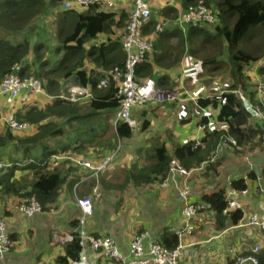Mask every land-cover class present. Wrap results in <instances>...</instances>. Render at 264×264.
<instances>
[{"label":"trees","instance_id":"obj_1","mask_svg":"<svg viewBox=\"0 0 264 264\" xmlns=\"http://www.w3.org/2000/svg\"><path fill=\"white\" fill-rule=\"evenodd\" d=\"M62 1L0 0V31L5 33L16 31L19 25L16 24L19 19L13 20L16 15L22 16L24 12L30 10L32 13L37 10L45 15L53 9V13L56 11L57 16L51 32L59 40H56L59 44L56 45V49L60 47L66 49L62 55L65 59L68 53L78 52L79 54L72 63L66 64L64 61L61 66L57 65L49 69L52 65L49 64V57L46 56L43 59L44 51L47 50L44 49L43 44H46L44 41L30 45L25 39L18 43L2 38L0 33V81L10 72L14 63H21L23 68L18 75H35L42 80L44 90V93L33 97V99L38 97V101L41 100L39 104L29 99L27 103L17 102L14 105H4V108L13 110L17 122L28 123L30 126L20 132H13L5 126V129L0 132V149H12L9 152L13 154H7L11 161L15 162L17 160L15 156L18 154L26 160L20 169L12 167L6 171H0V206L5 204V197L21 198L13 202L17 213L22 203L28 204L30 198H34L41 205L43 212L51 209L57 201L65 177L70 176L73 179L78 168L85 169L76 162L83 159L84 150L101 140L107 129L113 128L111 119L118 106L119 96L115 84L111 82L105 88H98V82L108 69L123 66L125 54L121 50L120 42L125 33L127 14L124 9L129 5L127 4L129 0H124L119 11L104 10L96 4L81 11L57 12L58 3ZM194 1L184 0V5L193 4ZM204 3L215 10L217 21L211 23L214 32L203 28V25H188L186 31L183 32L175 24L176 9L174 6L161 8L158 16L156 15L146 23L142 34L145 39L152 40L153 48L150 55L146 54L137 65L135 79L141 83L145 79L152 78L156 87L167 84L175 86L176 83H169L171 79L164 73L165 68H176L181 58L189 57L192 62L200 61L204 71L202 70L198 75L204 72L210 73L203 79V82L206 80L205 87H210V83L213 84L216 78L211 74L217 71L222 64H226L234 82L222 94L213 93L211 85V88H207L208 92L201 90L202 92L200 91L201 93L199 92L194 100L186 97L184 105L194 110L193 112H198L202 108H207L212 113L215 112L216 127L214 126L212 131L206 130L200 139L202 145H196L194 140L183 144H169L164 139L165 137L170 138L169 133H166L163 138L160 136L159 140L153 138L151 146L148 149L142 148L140 152L139 159L143 162L140 160V163L125 170L127 179L136 185L157 184L164 181L169 175L172 160H175L187 172L181 175L183 179H187L191 171H215L218 165L215 161L216 155L218 156L225 146L235 150L247 143L252 145L259 143V140L253 143L259 128L253 127L251 114L245 110L242 100L234 91L240 87L244 89V82H241L243 65L256 59L252 58L253 56L247 50L240 48L238 43L247 35L250 28L261 26L264 29V0H204ZM159 20L165 23L161 31H156L155 25ZM166 21L170 24L169 27L166 26ZM70 26H73V34L67 30ZM100 34H103L106 39L97 41ZM200 34H204L203 38L197 37L199 38L198 45L192 46L195 42L194 35L200 36ZM43 36L49 38L45 34ZM171 37H176L177 41L173 43L170 40ZM216 39L223 42L224 52L221 50L218 53L213 51V53L205 48L208 47L205 44L214 43ZM86 44L89 48H86ZM203 48L206 52L202 54ZM30 57L32 63L36 64L38 61L35 70L30 69ZM87 63L89 65H86ZM45 64L49 68L42 69L41 66ZM70 77H72L73 85L90 90L92 97L87 98L86 104L79 105V103L59 97L63 94L60 89L63 87L64 91L65 81ZM248 100L253 102L249 98ZM175 103L170 102L166 108L169 107L170 110ZM132 116L137 117L134 112ZM177 120L179 119L175 118V121ZM200 122L206 124L207 119L203 118ZM148 123V120H143L141 131L146 130ZM114 131L119 139L129 138L134 133V129H131L127 123H117ZM228 137L233 138L236 144L233 145L230 140H226ZM54 155L61 158L51 159ZM145 161L147 163H144ZM58 162L63 165L62 167L67 168V173L62 171V168L54 167ZM13 170L30 172L31 179L27 176L16 178ZM250 175L254 177L253 173ZM262 178L264 180V169ZM246 187L243 179L230 183V188L234 190L240 191ZM201 202L221 217V211L227 204L226 193L224 190L210 193V195H205ZM80 213L79 210V215L75 219V228L79 225ZM2 216L7 225L3 214ZM230 218L231 222L236 225L242 218V214L237 211ZM106 235L110 236L108 234L101 236ZM157 240L169 249L177 245V238L172 233H165ZM79 250L78 239L75 235L66 245V255L75 261L78 259ZM256 256L258 264H264V251ZM66 259L65 256H61L57 258V262L67 264ZM107 261L121 264L115 260Z\"/></svg>","mask_w":264,"mask_h":264},{"label":"crops","instance_id":"obj_2","mask_svg":"<svg viewBox=\"0 0 264 264\" xmlns=\"http://www.w3.org/2000/svg\"><path fill=\"white\" fill-rule=\"evenodd\" d=\"M149 2L151 5H159L155 0ZM58 5L60 6V3ZM120 5H116V11L121 10ZM167 6H174L177 10H183L187 5H180L175 0H168L167 4L157 9L159 11ZM125 11L127 14L128 9ZM103 39H106L103 34L97 37V41ZM175 39L176 37H172L171 41ZM263 51V43L261 49L257 52L248 50L250 55L253 56L252 58H258L255 62L259 63L258 66L252 67V71L247 75V84L251 86L250 88H255L259 82L264 81ZM201 67L199 62L198 69ZM248 68L250 67H246V69ZM165 70L166 72L174 71L173 75L177 72L186 76L182 78L183 80L179 79V83L181 86L185 83L191 85V91H186L188 96L190 94H192L190 97L197 96L201 90L203 91L202 85L200 88L198 84H195V79L200 73L199 70L196 76L187 74L182 68L181 71L177 68H165ZM198 78L200 84L205 79L200 76ZM215 82L217 81L215 80ZM217 83L219 84V82ZM205 88V92H208L207 88L211 87ZM211 91L216 93L215 90ZM247 96L255 102L259 111L264 112V98H258L254 89L248 91ZM4 105V101L0 98V117ZM173 105L178 106L176 103ZM183 108L186 110V105ZM191 111L192 109L190 112L183 111L178 115L175 112L163 113L164 120L162 121H157L149 117L148 114L144 115V113L140 118L142 122L144 119L149 121L146 130L156 129L158 132L157 135L151 132L149 134L150 138L157 136L155 140H159L160 136L163 138L166 133H169L171 134L170 138L165 137L164 139L174 144H183L190 140L202 139L205 134L199 128L202 120L200 113L193 112L194 110ZM173 115L176 119L178 117L180 121L174 120L171 123L169 119ZM182 121L185 122L182 123ZM252 122L253 127L259 128L253 143L258 140L259 143H254V145L247 143L235 150L225 146L224 150L218 156L216 155L215 161L218 162V165L215 171L195 170L190 172L187 179H179L180 182L183 180L186 183L188 182V200L190 202L202 204L201 201L205 195L220 190H224L227 197V192L231 190L230 183L234 180L243 179L247 185V192L241 194L234 191L230 195L241 206L240 213L243 216L241 221L247 220L250 215H260L264 212V180L262 178L264 169V129L260 127L256 120L252 119ZM162 131L164 134H162ZM122 139L124 141L116 137L114 128H109L101 140L96 141L95 144L84 150L83 155L89 161L88 159L103 157L111 151L110 149L117 141H119L117 144L121 143V145L119 144L121 150L116 153L99 176L96 183L98 190L96 197H93L92 194L94 180L92 178L84 179V175L88 171L82 168H78L73 179L70 176L65 177L57 201L48 212L36 213L29 217L24 216L17 213L13 205V202L21 198L5 197L6 202L2 207L0 206V212L6 219L7 230L13 240L12 249L5 258V264H43L44 262L59 264L57 258L61 256H65L67 258L66 263L70 264L71 259L66 255V245L72 240L73 236L76 235L77 237L74 226L75 219L79 215V207L76 204L77 197H90L93 202V213L88 218L85 229L95 234L112 236L123 252L128 250L130 238L137 232H147L144 241L147 244L150 239H158L163 234L169 233L171 228L179 227L182 224L181 208L183 200L171 183L166 185L159 183L136 185L131 183L126 175L122 174V172L125 174V168H130L132 165L141 162L142 159H139L141 148H145L144 138L140 134H133L129 138ZM10 150L12 149H0V155L1 158L12 162L7 155L13 154V152H9ZM91 153L92 155L88 156ZM87 156L91 158H87ZM15 157H17V160H15L17 163H13L12 167L20 169L26 160L22 159L21 154ZM62 166L60 162L54 165V167L62 168L61 170L67 173V168ZM253 167L259 168L261 176L255 172ZM13 172L16 178L27 176L31 179L30 172L25 173L22 170H13ZM251 173L254 177L250 175ZM231 216L226 217L223 214H221V217L217 216L213 210H209L207 207L196 214L193 217L195 230L191 237L186 236L183 240L186 246L180 264H229L231 256L228 254V248H235L238 253H247L252 251L253 246L258 245L260 250L264 251V230L240 223L234 225L231 222ZM88 258L93 264H113L92 252L88 254Z\"/></svg>","mask_w":264,"mask_h":264},{"label":"built area","instance_id":"obj_3","mask_svg":"<svg viewBox=\"0 0 264 264\" xmlns=\"http://www.w3.org/2000/svg\"><path fill=\"white\" fill-rule=\"evenodd\" d=\"M124 0H63L61 6L63 10H82L90 5H100L104 10L115 9L116 5H120ZM160 4V0L156 1ZM129 4L126 9L127 23L125 27V33L121 38V50L125 54V60L122 67H113L104 72V77L98 83V88L107 86L110 82L115 84L118 99V106L115 111L114 124L127 123L130 127L137 128L138 124L136 119L132 116L135 108L143 106L151 96L154 90V83L151 80L139 83L135 79V69L137 65L145 58L146 54L150 52L152 47V40L145 39L142 31L146 23L150 20L153 8L155 5H151L146 0H129ZM165 5V4H164ZM124 9V10H126ZM158 9H156V14ZM213 9L207 7L202 1L195 5L189 6L186 10H179L175 20L177 26L183 27L185 24L196 25L198 22H212L214 20ZM162 24L158 22L155 25V29H162ZM20 65L15 63L12 67V71L7 74L0 82V97L7 105H14L17 102H25L30 97L42 92V84L39 79L34 76L21 77L18 75ZM72 88V92L83 94L84 97H92V94L88 89L83 87H76L69 85L68 89ZM74 88V89H73ZM264 95V92H262ZM71 96V95H70ZM243 98V97H242ZM73 101L71 97L67 98ZM194 99V98H192ZM254 114L261 117L264 123V114L255 111ZM204 116H208V113L204 112ZM5 123L13 132H20L28 129L30 126L28 123H20L15 119L14 113L5 116ZM201 130H212L210 122L199 126ZM234 144L235 141L231 140ZM196 145H201L199 140L196 141ZM58 158L57 156H53ZM111 158L108 157L107 160ZM85 168H89L96 175L99 171L103 170L108 161L102 162L92 166L88 161H76ZM13 166V162L7 161L3 158L0 159V171L5 170ZM172 173L169 178L173 181L179 191L180 196L186 199L189 193V186L184 183L183 186L179 185L178 181L181 179V175L187 174L175 160L171 161ZM264 190V189H263ZM93 193H96V189H93ZM246 193V190L243 191ZM230 194V193H228ZM76 203L80 208L79 225L75 231L78 236V245L80 252L78 259L72 261L71 264H91L88 260L86 249L89 248L96 254H99L105 258L120 261L121 264H178L180 258H182L183 251L182 245L177 246L172 250L165 249L160 245L149 242L148 246L143 245V238L146 234H142L138 237L134 236L129 245V253L124 254L121 252L110 236L93 235L85 229V224L88 217L92 213V202L90 198L76 199ZM239 203L237 201H229L228 205L222 209V214H226L231 208H238ZM203 206L197 205L194 207L190 204H185L182 214L188 219L197 209H201ZM18 212L24 216H33L36 213H42L43 209L41 205L34 199L30 198L28 204L22 203L17 209ZM248 225L258 226L264 230V212L260 215H252L249 217ZM192 226L185 223L183 228L176 230L179 237L185 233H191ZM13 246V240L11 239L7 230V225L0 213V264H5L6 255L11 251ZM147 250L148 256H143V251ZM259 250V246L254 247V252ZM257 264L258 261L253 255H234L232 264Z\"/></svg>","mask_w":264,"mask_h":264},{"label":"rangeland","instance_id":"obj_4","mask_svg":"<svg viewBox=\"0 0 264 264\" xmlns=\"http://www.w3.org/2000/svg\"><path fill=\"white\" fill-rule=\"evenodd\" d=\"M146 1H150V0H146ZM156 1L157 0H155V2ZM175 1H176L177 4L184 5V0H175ZM200 1L204 2V0H195L194 1L195 3L193 2V4H196V3L200 2ZM167 3H168V0H160V4H162V5L167 4ZM191 4L192 3H189L188 6L191 5ZM160 6L161 5H158L156 7H152L153 8V13L151 14L150 19L156 17V15L158 16L160 10L156 14V9L159 8ZM56 10L58 12L62 11L60 7H57ZM112 10H115V9H112ZM55 12L53 13V9H52V10H49L44 15V14H42L41 12H39L37 10L34 11L33 13L30 10V11L24 12L22 14V16L16 15L13 20L15 21L16 19H19V21L16 23V24H19L18 25V29L16 31H14L13 33H5V32H3L1 30L0 31L1 37L4 38V39H7V40L16 41L18 43L26 39V40L29 41L30 45L39 43V41H44L46 44H43V46H44V49H47V50L44 51L45 55H44L43 59H45L46 56L49 57V64L50 65L52 64V65L49 68V66H47L45 64L44 66H41L42 69H47V68L52 69V68H54L57 65L61 66L62 64H64L63 63L64 61H65L66 64H70V63H72L74 61L75 58L78 57L79 54H78V52L68 53L67 54V59H65V58H62V55L66 51V49L63 48V47H60L59 49H56V45H59L58 42H57L59 40H58V38H55L54 33L51 32V27L55 26V22H56L55 21V18H56L55 16H57V14ZM52 19L54 20V22H53ZM160 23H162V25H164L165 22H160ZM13 24H14V22H13ZM166 24L165 25L169 27L170 24H168L167 21H166ZM196 25H203V28L214 32L213 29H212L213 24H211V23H207V22L198 23L197 22ZM192 26H195V25H192ZM162 29H160V30L156 29V31H161ZM179 29H181V28H179ZM67 30L69 31L70 34L74 33L73 26L68 27ZM43 34L49 36V38L43 36ZM203 35L204 34H200V36L199 35H196V36L194 35L195 42L192 44V46H195V45L197 46L199 38L202 39ZM197 37H199V38H197ZM151 38H153V37H151ZM176 41H177V39L173 40L172 42L175 43ZM214 41H215L214 43H211L209 45L205 44V46H208V47H205V48H208V50H211L212 52L214 51L215 53H218L221 50L224 52L225 48H224L223 42L220 39H216ZM262 43L264 44V29L261 26H256V27H252V28H250L248 30L247 35L242 39V41H240L238 43V46L240 48H242V49H246V50L248 49V50H251L253 52H257V51H259L261 49V44ZM60 44H61V42H60ZM152 48H153V44H152V47L150 49V52L147 55H150V53L152 51ZM205 48H203L201 50L202 54L204 52H206ZM223 58L224 57L222 56V59ZM185 60H187V61H185ZM199 62H192L189 57H183V58H181L179 64L176 66V68H177V70L180 69V71H181V68H182V70L184 69L187 74H190L192 76H196L198 70H199V72H202V70H203L202 67L200 69H198V63ZM29 63H31V65H30V69L31 70H35L36 66H38V61L36 62V64L32 63L31 57L29 58ZM258 65H259L258 62L250 61L249 63L244 64L243 68L254 67V66H258ZM162 72H158V73L161 74ZM173 72L174 71H170V72H166L165 71L164 73H166L168 75L169 79H171L169 83H176V85L175 86H170L169 84H167V85H164L162 87H155L154 88L155 92L152 93L151 96L149 98H147V100H145L146 103L143 106H139V107L135 108L134 115H137V118H140L141 115L144 113V115L148 114L149 117H152L153 119H155L157 121H162V120H164L163 113H165V114L167 113L168 114L169 112H173V113L176 112V114L178 115L180 112H183V111L190 112V108L189 107L186 110H184V108H183V106L185 104V99H186V97L183 96V93L186 92L187 90L191 91L190 90L191 89V85L189 83H185V85H183L181 87L179 85V82H180L179 79L183 80L182 78L186 77V76H184L182 74H178L177 72L173 75L172 74ZM158 73H156V74H158ZM30 75H33V74H30ZM206 75H210V73L204 72V74H201L199 76L204 78ZM33 76H35V75H33ZM199 76L196 77L195 84H198V87H200V88H201V85H202V89H203V91H205L206 88H205L204 85H206V84L204 82L206 80L204 82L201 81V84H200V81H199V78H198ZM211 76H215V78H216L215 80L217 82H219V84L214 81L213 84L210 83V87L212 85L213 90H215V92L219 93V94H221L222 91H227L229 86L231 84H233V82H234V78L232 77L231 72L229 70H227L226 64H222V66L219 69H217V71L212 73ZM243 77H245V76H243ZM149 79H152V78L145 79L144 82L149 80ZM152 80H154V79H152ZM241 80H242V82H244V84H243L244 85V92L241 91V90H235V91L240 93L242 96L246 97L247 92L250 91L251 89H254V88H250L251 86L249 84H247V81H245L244 78H241ZM261 80H263V79H261ZM68 81L69 82L72 81V78H69ZM183 84H184V82H183ZM63 86H64V83H63ZM103 87L104 86H102L101 88H103ZM200 88H199V90H200ZM65 89L63 91V87H62L60 89L61 93H63L65 95L64 97H67V98L71 97L72 100H73L72 102L79 103V105H84V104H86V101H88L87 98L83 96V94H78L77 92L70 93V92H72L71 91L72 88H69L68 92H66ZM192 91H193V89H192ZM187 94H188V92H187ZM191 95L192 94H190V96ZM37 98H34V99L32 98L31 101L34 100L37 104L41 103V102H39L41 100L38 101ZM41 99H43V98H41ZM170 102H176V104L178 106H174L173 108H171L169 110V107L167 109L166 105L169 104ZM251 105L254 107L255 106V102H251ZM1 112L6 113L7 115H9V114L13 113V110H10V108H5V109H2ZM186 112L184 113L185 115H186ZM177 119H178V117H177ZM174 120H175V116L173 115V116H171L169 121L171 123H173ZM111 121H112V119H111ZM0 126H2L0 128V132H2V130L5 129L4 127L7 126V124L5 123V121H1ZM140 127H141L140 123L138 122V127L136 129H134V133L133 134L142 135V138H144L143 139V143L145 144V149H148V147L151 146V142H152V139H153V138L149 137L150 136L149 134L152 132L154 135H157L158 132L156 131V129H153L151 131L150 130H146V131L143 132V131H141ZM162 134H164L163 131H162ZM156 137L157 136H155V138ZM120 139H121V141H124V139H122V138H120ZM118 142L119 141H117L114 144V146H112V148L110 150L115 148L118 145L117 144ZM166 142H168L169 144L174 145V143H171V141L170 142L167 141V139H166ZM119 144L121 145V143H119ZM119 147L120 146H118L117 149ZM141 150H142V148H141ZM91 155H92V153L88 154V156H91ZM82 156H83V158H85V155H82ZM88 156H87V158H91V157H88ZM101 158L102 157H96L95 159H88V160L91 161L93 164H95V163L99 162V160ZM106 160H107V158H106ZM142 162H143V160H142ZM108 163H107V165H108ZM144 163H147V162L145 161ZM107 165H106V167H107ZM172 167L174 168L176 166H171L169 174L172 173V169H173ZM125 169H128V168H125ZM87 171L89 173L91 171V169H89ZM88 173L84 175V179L87 177ZM122 174L125 176L124 172H122ZM170 183L172 184L171 179H169V181H167L165 183H162L161 185H166V184H170ZM90 202H92L91 199H90ZM79 210H80V208H79ZM91 234H92V232H91ZM142 234H147V233L139 232L136 235V237H138V236H140ZM128 245H129V243H128ZM229 253L232 254V255H236V252H234L232 249L229 250ZM143 256H148L147 250H145V249L143 251Z\"/></svg>","mask_w":264,"mask_h":264},{"label":"clouds","instance_id":"obj_5","mask_svg":"<svg viewBox=\"0 0 264 264\" xmlns=\"http://www.w3.org/2000/svg\"><path fill=\"white\" fill-rule=\"evenodd\" d=\"M204 3V2H203ZM197 4V3H196ZM205 4V3H204ZM191 5H195V4H191ZM191 5H189V6H191ZM206 5V4H205ZM164 6V5H163ZM188 5L183 9V10H186L188 7H189ZM207 6V5H206ZM60 8H61V10H63L62 9V6H61V2H60V6H59ZM207 7H209V6H207ZM209 8H212L213 9V12H214V16H215V18H214V20L212 21V22H207V23H213V22H216L217 21V17H216V14H215V10H214V8L213 7H209ZM73 10V9H72ZM76 11H81V10H76ZM178 11L179 10H177L176 9V17H177V15H178ZM182 11V10H181ZM58 12V11H57ZM175 20H176V18H175ZM160 21V20H159ZM158 21V22H159ZM53 22H54V20H53ZM157 22V23H158ZM56 23V22H55ZM199 23H201V22H199ZM188 25H193V24H185L183 27H180V26H178L179 28H181V30L183 31V32H185L186 31V27L188 26ZM248 33V32H247ZM172 38V37H171ZM171 40V39H170ZM87 46H86V48H89V46H88V44H86ZM246 50V49H245ZM258 59V58H257ZM257 59H255V60H252V61H256ZM15 64V63H14ZM13 64V65H14ZM17 64H19L20 65V70H22V68H23V64H21V63H17ZM13 65L11 66V69H10V72L12 71V67H13ZM86 65H89V63H87ZM20 70H19V72L18 73H20ZM252 71V67H250V68H248V69H246V68H243V70H242V72H243V76H245V77H243L244 79H245V81H247L248 80V77H247V75L249 74V72H251ZM9 72V73H10ZM9 73H7V74H9ZM6 74V75H7ZM5 75V76H6ZM4 76V77H5ZM28 76H33V75H25V76H21V77H28ZM3 77V78H4ZM34 77H36V76H34ZM104 77V76H103ZM37 79H39L38 77H36ZM70 78H72V77H70ZM69 79V78H68ZM68 79L65 81V90H66V92H67V87L69 86V85H72V86H76V85H73L72 84V81H68ZM40 81H41V84H42V92L41 93H44V90H43V82H42V80L41 79H39ZM101 80V79H100ZM149 80H151L153 83H154V88L156 87L155 86V82H154V80H152V79H149ZM2 81V80H1ZM0 81V82H1ZM241 82H242V80H241ZM99 83V82H98ZM179 85H180V83H179ZM181 86V85H180ZM76 87H79V86H76ZM182 87V86H181ZM83 88H86V87H83ZM86 89H88V88H86ZM236 90H241V91H243L244 92V89H241V88H238V89H236ZM88 91L90 92V90L88 89ZM254 91L257 93V96H258V98H264V95L262 94V92H264V81H262V82H259L258 84H257V87H255L254 88ZM222 92H224V91H222ZM234 92H236V91H234ZM41 93H38V94H41ZM91 93V92H90ZM238 95H239V97H240V99L242 100V102L243 101H248V103H249V106L251 107V109H252V113H250L251 114V116H252V118L254 119V120H256L259 124H260V127H262L263 129H264V123H263V120H262V118L261 117H257L255 114H254V112L255 111H258V112H261V111H259V109H258V107L256 106V104H255V106L253 107L252 105H251V102L248 100V96L246 95V97L245 96H242L240 93H238V92H236ZM222 94V93H221ZM183 95L185 96V97H190V96H188V94L186 93V92H184L183 93ZM65 95L64 94H61V95H59V97H61V98H65L66 100H68L67 99V97H64ZM33 97H36V95H34V96H32V97H30L29 99H32ZM243 97V98H242ZM1 98V97H0ZM89 98H91V97H89ZM191 99L192 98H196V95L195 96H192V97H190ZM2 99V98H1ZM28 99V100H29ZM193 99V100H194ZM250 99V98H249ZM3 100V99H2ZM4 101V100H3ZM68 101H70V100H68ZM72 102V101H71ZM5 103V102H4ZM195 107H196V105H195ZM245 108V107H244ZM5 109V108H4ZM117 109V108H116ZM245 110L247 111V109L245 108ZM116 111V110H115ZM199 113H200V116L202 117V119L203 118H206L207 119V123L208 122H210V125L212 126V130H213V127L215 126L216 127V121H215V116H216V114H214V113H212L209 109H207V108H202V109H200L199 111H198ZM204 112H206V113H208V116H204ZM248 112V111H247ZM261 113H263L264 114V112H261ZM5 116H6V113H2V116L0 117V120L1 121H4V118H5ZM134 117V116H133ZM139 117V116H138ZM114 118H115V112H114V114H113V116H112V121H111V125H112V127L113 128H115V125L117 124H114ZM135 119H136V121H138L139 123H140V126H141V124H142V119L141 118H137V117H134ZM138 122H137V124H138ZM206 123V124H207ZM128 125V124H127ZM200 125H202L201 123L199 124V126ZM129 126V125H128ZM130 127V126H129ZM131 129H135V128H133V127H130ZM207 130V129H206ZM206 130H203L204 132H206ZM212 130H208V131H212ZM197 140H199L200 142H202L200 139H194V141L196 142ZM226 140H230V142H231V140H234L233 138H231V137H228V138H226ZM235 141V140H234ZM232 144V143H231ZM236 143H234L233 145H235ZM201 145H202V143H201ZM119 146V144L114 148V149H112L110 152H108V153H106L100 160H99V162H97V163H95V164H92L91 162H89V163H91V165L92 166H95L96 164H98V163H100V162H102L103 160H106V158H108V157H110L111 159L110 160H106V161H108V162H110L113 158H114V156L116 155V153L118 152V151H120L121 150V147H119L118 149H117V147ZM54 156H56V155H54ZM59 159L61 158L60 156L58 157ZM58 158H54L53 156H52V158L51 159H58ZM81 161H87L85 158H83V159H81ZM26 162V161H25ZM24 162V163H25ZM13 163H17V162H13ZM23 163V164H24ZM86 170H89V168H85ZM105 169V168H104ZM103 169V170H104ZM103 170H101V171H99L96 175H94L93 174V171L91 170L89 173H88V175H87V177L86 178H92L93 180H94V186L92 187V194H93V197H96L97 195H98V190H97V186H96V183L98 182V179H99V176H100V174L102 173V171ZM170 175V174H169ZM169 175L167 176V178H165L164 179V181H162V182H159V184H162V183H165V182H167V181H169ZM85 178V179H86ZM183 179V178H182ZM172 181V180H171ZM182 181V180H181ZM178 183H179V185H181V186H183L184 185V183H186L185 182V180H183L182 182H180V181H178ZM188 183V182H187ZM186 183V184H187ZM172 185L174 186V188H175V190L179 193V191H178V189H177V186H175V184L173 183V181H172ZM189 186V185H188ZM93 189H96V193H93ZM262 189V188H261ZM264 189V188H263ZM244 190H246V192H247V188H245V189H243V190H234V189H231V190H229L228 192H227V194L228 193H230V194H228V196L226 197V201H227V204H226V206L228 205V202L229 201H231V200H233L231 197H230V195L232 194V192H234V191H237V192H239V193H241V194H244L243 193V191ZM180 195V194H179ZM81 198H86V197H81ZM88 198H90V197H88ZM182 198V197H181ZM76 199H80V197H77ZM91 199V198H90ZM182 200H183V206H182V208H181V216H182V224L179 226V227H173V228H171L170 230H169V233H172V234H174L175 236H176V238H177V245L175 246V247H173L172 249H174V248H176L177 246H179V245H182L183 247H182V251H183V255H182V258H183V256H184V252H185V246H186V244L184 243V238L186 237V236H189V237H191L192 236V234H193V232H194V230H195V224L193 223V217L196 215V214H198V213H200V212H202L206 207H205V205L202 203V204H200V203H194V202H190L189 200H188V196H187V198L186 199H183L182 198ZM233 201H235V200H233ZM185 204H190V205H193L194 207H196L197 205H201V206H203V208H201V209H197L194 213H193V215L192 216H190L188 219H186L184 216H183V214H182V210H183V208H184V206H185ZM237 211H240L241 212V206H240V204H239V207L238 208H231L226 214H223V216H230V215H232V213H234V212H237ZM221 214H222V211H221ZM253 215H255V214H253ZM261 215V214H260ZM260 215H257V216H260ZM250 216H252V215H250ZM249 216V217H250ZM243 217V216H242ZM242 220V218L240 219V221L237 223V224H244V225H246V226H254V225H248V220H249V218L247 219V220H245V221H241ZM185 223H188V224H190L191 226H192V230H191V233H185L184 235H182L181 237H179L178 236V234L176 233V230H178V229H181V228H183V226L185 225ZM256 227H258V226H256ZM260 228V227H259ZM76 229V228H75ZM76 232V231H75ZM141 232H144V233H147L146 231H141ZM77 233V232H76ZM90 233V232H89ZM139 232H137L135 235H133V237L134 236H136L137 234H138ZM93 235H99V234H95V233H92ZM110 237H112V236H110ZM132 237V238H133ZM147 237V234L144 236V238H143V245L145 246V247H147L148 246V243L149 242H154V243H156V244H158V245H160L161 247H163V248H165V249H168V250H172V249H169V248H167V247H165V246H163L157 239H150L148 242H147V244H145V238ZM113 238V237H112ZM132 238H130V241H129V245H130V242H131V240H132ZM77 239H78V236H77ZM114 239V238H113ZM153 240V241H152ZM115 241V240H114ZM116 243V242H115ZM116 246H117V248L121 251V252H123L119 247H118V245H117V243H116ZM256 246V245H255ZM255 246H253V249H252V251L251 252H247V253H245V252H240V253H238V251L235 249V248H228V254L231 256L230 257V262H231V264L233 263V258H234V255H232V254H230L229 253V250L230 249H232L234 252H236V255H253V256H255L256 257V259H257V256H256V254H259L260 252H261V250H260V247H259V250L257 251V252H254V247ZM91 251V250H90ZM87 252V251H86ZM92 253H94L93 251H91ZM124 254H128L129 253V247H128V250L126 251V252H123ZM94 254H96V253H94ZM97 256H99V257H101V258H103V259H105V260H113V259H108V258H105V257H103V256H101V255H99V254H96ZM87 256H88V254H87ZM182 258H180L179 259V261H178V264H180L181 263V259ZM88 260H89V258H88ZM116 261V260H115ZM257 261H258V259H257ZM71 262H72V260L70 261V264H71ZM91 264H93L91 261H89ZM249 264H251V263H249ZM258 264V263H257Z\"/></svg>","mask_w":264,"mask_h":264},{"label":"water","instance_id":"obj_6","mask_svg":"<svg viewBox=\"0 0 264 264\" xmlns=\"http://www.w3.org/2000/svg\"><path fill=\"white\" fill-rule=\"evenodd\" d=\"M243 106L247 109L248 112H250V113L253 112L252 109H251V107L249 106L248 101H246V100L243 101ZM254 170H255L256 173H258L261 176V173H260L259 168H254ZM86 251H87V254H89L91 252L89 248H87Z\"/></svg>","mask_w":264,"mask_h":264},{"label":"bare ground","instance_id":"obj_7","mask_svg":"<svg viewBox=\"0 0 264 264\" xmlns=\"http://www.w3.org/2000/svg\"><path fill=\"white\" fill-rule=\"evenodd\" d=\"M124 31V30H123ZM111 83V82H110ZM114 85V84H113ZM105 88V87H104ZM78 101V100H77ZM26 102V101H25ZM27 103V102H26ZM32 103V102H31ZM115 262V261H114Z\"/></svg>","mask_w":264,"mask_h":264}]
</instances>
